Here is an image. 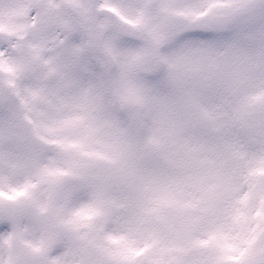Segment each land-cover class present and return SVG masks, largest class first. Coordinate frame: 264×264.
Segmentation results:
<instances>
[{"label": "snow or ice", "instance_id": "1", "mask_svg": "<svg viewBox=\"0 0 264 264\" xmlns=\"http://www.w3.org/2000/svg\"><path fill=\"white\" fill-rule=\"evenodd\" d=\"M0 264H264V0H0Z\"/></svg>", "mask_w": 264, "mask_h": 264}]
</instances>
